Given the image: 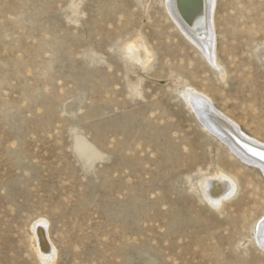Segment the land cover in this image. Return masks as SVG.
Segmentation results:
<instances>
[{
	"label": "rangeland",
	"instance_id": "1",
	"mask_svg": "<svg viewBox=\"0 0 264 264\" xmlns=\"http://www.w3.org/2000/svg\"><path fill=\"white\" fill-rule=\"evenodd\" d=\"M169 16L163 0H0V264H264L261 173L180 95L264 142V0L214 1L223 75ZM138 34L143 68L123 49ZM216 172L237 184L219 207L199 188Z\"/></svg>",
	"mask_w": 264,
	"mask_h": 264
},
{
	"label": "bare ground",
	"instance_id": "2",
	"mask_svg": "<svg viewBox=\"0 0 264 264\" xmlns=\"http://www.w3.org/2000/svg\"><path fill=\"white\" fill-rule=\"evenodd\" d=\"M214 1L163 0L170 19L172 18L171 20L178 26L183 35L190 40L189 42L199 49L207 63L209 62L218 69L220 75H223L225 71L220 69L214 51L216 36L213 20ZM146 41L144 37L138 34L123 45L125 57L132 63L139 64L142 68L148 65L153 57L152 50ZM180 95L185 106L201 123L202 128L221 141L241 162L258 168L264 180V159H261L259 155L254 154L252 151L254 149L255 152H264L263 140L259 141L244 134L238 125L218 110L200 90L186 86L181 90ZM199 188L203 198L211 206L219 207L224 200L235 194L237 190L236 178L234 175L216 172L211 176L203 177L200 180ZM46 228L43 221H37L33 224V232L37 240V253L45 259L50 257L52 251ZM252 231L254 243L261 250H264V210L262 215L254 221Z\"/></svg>",
	"mask_w": 264,
	"mask_h": 264
},
{
	"label": "snow or ice",
	"instance_id": "3",
	"mask_svg": "<svg viewBox=\"0 0 264 264\" xmlns=\"http://www.w3.org/2000/svg\"><path fill=\"white\" fill-rule=\"evenodd\" d=\"M254 152V154L259 155L261 157V159H264V152H255V150H252Z\"/></svg>",
	"mask_w": 264,
	"mask_h": 264
}]
</instances>
